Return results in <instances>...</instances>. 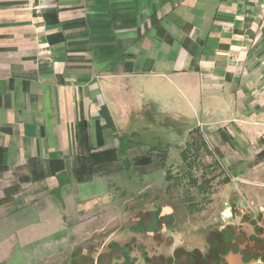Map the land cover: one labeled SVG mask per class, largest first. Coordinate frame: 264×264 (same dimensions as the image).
Returning a JSON list of instances; mask_svg holds the SVG:
<instances>
[{
    "label": "crops",
    "instance_id": "obj_1",
    "mask_svg": "<svg viewBox=\"0 0 264 264\" xmlns=\"http://www.w3.org/2000/svg\"><path fill=\"white\" fill-rule=\"evenodd\" d=\"M152 111L264 157V0H0V264L154 240L139 216L173 208L122 175Z\"/></svg>",
    "mask_w": 264,
    "mask_h": 264
},
{
    "label": "rangeland",
    "instance_id": "obj_2",
    "mask_svg": "<svg viewBox=\"0 0 264 264\" xmlns=\"http://www.w3.org/2000/svg\"><path fill=\"white\" fill-rule=\"evenodd\" d=\"M154 111L151 112L150 122L146 124V128L137 127L139 131L136 139L137 146L127 148V152H122V156H128V160L131 161L128 164L124 161L126 170L122 175L129 174L138 177V182L133 184V189L140 191L141 194L153 189V192L159 196L158 205H170L173 208V214L160 215L162 209L159 208L148 216L142 213L139 216L140 222L144 223L147 228L143 234L144 236L153 234L154 240H144L141 245L150 251V255L153 252L166 255L172 253L169 250L175 236L179 235L180 237L182 233L185 239L177 243L185 242L184 247L188 251L198 247L201 255H204L209 251L207 243H205L206 236H213L216 240L217 232L231 230L234 241L227 240L228 237L223 239V249L232 251V247L239 249L241 253L228 252L229 254H225V264H264V157L260 156L262 153L254 154L256 144L251 142L252 149L243 152L246 157H240L241 149H234L231 143L218 141L205 126L200 128L199 125H195L212 150L210 155L205 151L199 153L198 159L201 161V166L209 165L214 160H218L221 165L212 169L213 171L206 167L205 171L208 173V177H212L207 192L201 193L193 187L177 188L172 185V181H166L164 171L166 168H170L171 174L175 176L179 168L182 167L179 153L188 137L189 127L192 128L189 126L192 120L179 117L175 119L163 115L161 117L158 112ZM158 143L162 146L156 147L158 149L155 152L152 145ZM164 146L166 147L164 155L157 152ZM151 153L156 154L154 164L147 167L135 164L133 156H148ZM227 156L230 157V160ZM204 166L195 172L199 178L201 177L200 170L204 171ZM118 175L120 174L118 173ZM226 175H229L230 179L223 183L222 180ZM168 184L169 190L166 189ZM187 201L197 204L198 210L190 213L185 204ZM123 218L119 215L117 219L110 220L109 225H115L116 222L123 224L128 222L127 215H125V219ZM100 220V218H94L88 226H93L95 230L100 229L102 223L99 222ZM135 222L134 220V224ZM95 238L98 239L99 246H103L107 240L105 233L96 235ZM63 239L66 245L63 252L58 256H51L48 264H62V261H71L75 254V257L81 256L83 261L89 259V252L82 251V247H87L88 236H73ZM99 249L102 251L101 247ZM140 250L133 248L136 255H139ZM99 251H96L97 258L102 254ZM90 258L92 259V256ZM182 262L187 264L188 260L183 259ZM205 264H209V262Z\"/></svg>",
    "mask_w": 264,
    "mask_h": 264
},
{
    "label": "trees",
    "instance_id": "obj_3",
    "mask_svg": "<svg viewBox=\"0 0 264 264\" xmlns=\"http://www.w3.org/2000/svg\"><path fill=\"white\" fill-rule=\"evenodd\" d=\"M184 142V147L180 149L179 153V157L182 160V167L179 168L178 172L176 173L177 175L175 176L171 174L170 168H166V170L164 171L165 179L166 181H172V185L176 186L177 188L187 187L186 189H188V187H193L197 188L199 192L205 193L207 192V189L210 186V182L212 180V177L209 178L208 173H206L205 171L206 167H208L211 171L212 169L220 167L221 164L218 160H214L209 165H202L204 166V171L200 170L201 177L199 178L195 173L202 167L201 161L198 159V156L201 151H205L206 153H208V155L212 154L210 145L205 142L201 132L199 131V128L197 127L193 128L188 132V137ZM152 146V149L155 151L156 149H158L156 147H160L162 145L158 143ZM165 149L166 147L164 146L163 149L159 148L157 152L159 151L164 155ZM154 156H156V154L151 153L148 156H135L134 159L136 164L146 165L152 161H155ZM162 166H164V164H162ZM229 179L230 176L226 175L222 182L226 183L227 181H229ZM166 189L169 190V184L166 186ZM185 204L190 213L196 211V209L198 210L197 204H194L193 202L187 201L185 202Z\"/></svg>",
    "mask_w": 264,
    "mask_h": 264
},
{
    "label": "flooded vegetation",
    "instance_id": "obj_4",
    "mask_svg": "<svg viewBox=\"0 0 264 264\" xmlns=\"http://www.w3.org/2000/svg\"><path fill=\"white\" fill-rule=\"evenodd\" d=\"M217 237L215 238L206 236L205 243L209 251L205 253L204 255H201L200 249L193 248L190 249V251L180 248L173 249L172 253L170 254H160L155 253L150 255V251H148L146 248H144V245H141L140 243H128L123 245H116L110 247V255L111 257L108 258V261H106V264H110L112 260H114V263L112 264H186L181 263L183 259L188 260L187 264H205L206 262H209V264H225L224 261V255L228 252L234 253H241V251L235 248L232 251H225L223 249V239L227 238V240L233 242L234 238H232L233 233H231V230H227L226 232L220 231L216 233ZM125 247V248H124ZM135 249H141L139 253L141 252V256L137 255L136 257L132 255L133 248ZM195 250V251H193ZM237 250V251H235ZM192 251V252H191ZM222 251V252H221ZM125 253L127 255H125ZM130 253V257L128 254ZM228 253V254H229ZM244 255V254H243ZM185 257V258H184ZM111 260V261H110ZM199 261V262H197Z\"/></svg>",
    "mask_w": 264,
    "mask_h": 264
},
{
    "label": "built area",
    "instance_id": "obj_5",
    "mask_svg": "<svg viewBox=\"0 0 264 264\" xmlns=\"http://www.w3.org/2000/svg\"><path fill=\"white\" fill-rule=\"evenodd\" d=\"M261 136H262V138L264 139V133H262V135H261Z\"/></svg>",
    "mask_w": 264,
    "mask_h": 264
}]
</instances>
